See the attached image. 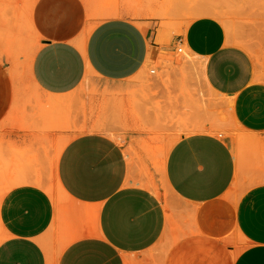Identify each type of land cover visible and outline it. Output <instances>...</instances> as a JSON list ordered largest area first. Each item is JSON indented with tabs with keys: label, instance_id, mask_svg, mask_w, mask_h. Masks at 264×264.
Segmentation results:
<instances>
[{
	"label": "crops",
	"instance_id": "crops-1",
	"mask_svg": "<svg viewBox=\"0 0 264 264\" xmlns=\"http://www.w3.org/2000/svg\"><path fill=\"white\" fill-rule=\"evenodd\" d=\"M116 3L0 0V264H264L257 65L216 17Z\"/></svg>",
	"mask_w": 264,
	"mask_h": 264
},
{
	"label": "rangeland",
	"instance_id": "rangeland-1",
	"mask_svg": "<svg viewBox=\"0 0 264 264\" xmlns=\"http://www.w3.org/2000/svg\"><path fill=\"white\" fill-rule=\"evenodd\" d=\"M85 2L90 11L101 17L112 14L105 12L107 8L119 6L116 0H85ZM160 2L131 5L135 10L132 17L153 16L160 21L163 20L173 25L185 24L190 19L200 15L216 17L223 23L228 39L249 52L259 69V77L264 80V0H160ZM198 9H214L218 14L200 13ZM156 10L162 11V15H153ZM152 69L155 70V66L148 68V73ZM212 101L219 104L221 99L212 97ZM211 113L210 123H198L194 129H206L226 137L229 136L228 131L244 141H252L251 137L240 133L239 126L230 114H228L227 119L224 115L220 116V111H211ZM70 116L71 111H68V123H71ZM68 128L71 127L68 126ZM72 134L74 131H68L67 136ZM167 145L168 143H164V151ZM162 159V156L157 158L156 162L151 165V171L143 165L147 170L145 174L146 185L157 193H160L164 187L162 171L159 169L162 166L160 161ZM56 192L61 195L60 191Z\"/></svg>",
	"mask_w": 264,
	"mask_h": 264
},
{
	"label": "bare ground",
	"instance_id": "bare-ground-1",
	"mask_svg": "<svg viewBox=\"0 0 264 264\" xmlns=\"http://www.w3.org/2000/svg\"><path fill=\"white\" fill-rule=\"evenodd\" d=\"M198 12L200 13H213V14H218V12L214 9H205V10H202V9H198ZM183 53V52H182ZM183 56L184 57H187V55L185 53H183ZM205 126V125H204ZM61 189V188H60Z\"/></svg>",
	"mask_w": 264,
	"mask_h": 264
},
{
	"label": "built area",
	"instance_id": "built-area-1",
	"mask_svg": "<svg viewBox=\"0 0 264 264\" xmlns=\"http://www.w3.org/2000/svg\"><path fill=\"white\" fill-rule=\"evenodd\" d=\"M178 49H181V46H180V47H178Z\"/></svg>",
	"mask_w": 264,
	"mask_h": 264
}]
</instances>
